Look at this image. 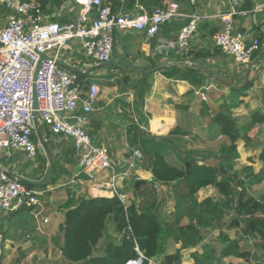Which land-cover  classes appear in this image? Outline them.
Masks as SVG:
<instances>
[{"label": "crops", "instance_id": "obj_1", "mask_svg": "<svg viewBox=\"0 0 264 264\" xmlns=\"http://www.w3.org/2000/svg\"><path fill=\"white\" fill-rule=\"evenodd\" d=\"M104 1L110 3L114 10L120 13H136L141 8L150 12L156 7L170 2H178L180 5V15L164 24L154 37L149 38L144 32L135 29L116 32L113 61L108 65L103 66L100 62L88 57L84 53L79 39L71 40L60 56L59 61L63 67L77 70V73L86 75L82 79L83 91L91 83H96L100 87L98 100L90 114L91 123L88 133L95 143L108 147L110 157L118 169L128 168L127 157L132 150L136 149L128 141V137L133 132L130 131L133 123H138L144 134L158 137H169L176 127L186 131L185 135H192L204 140L212 133L222 137L210 125L212 117L210 114L216 111L213 99L214 90L223 87L230 89L231 86L241 87V81H245L247 77L254 79L252 87L256 84L258 89L264 88V72L259 68L261 61L251 60L247 64L237 62L234 58L224 54L215 42V36L223 26L221 14L229 12L233 13L236 29L246 35L247 43L252 41L255 33L262 35L264 42V0H197L194 4L190 0ZM243 6L251 7L243 8ZM79 12L80 6L74 0H49L43 9L44 19L60 23L74 21ZM10 14L11 10L0 4L1 24L6 23ZM193 14L199 17L198 30L189 40L188 52H192L191 57L194 53H199L200 58H197L196 62L191 60L182 62L177 58L180 53L173 45L177 42L181 28L189 22L190 16ZM92 15L94 16L96 13L93 12ZM152 61H157L158 65L148 69L147 67ZM175 64H187L200 68L208 77L206 83L195 88L188 80L167 78L157 70L161 66ZM134 67H140L144 71H139ZM152 71L155 72L150 81L151 91L146 97L143 113L138 114L135 100L136 82L141 78V73ZM215 78H220L224 83L215 81ZM191 89H194L193 93H189ZM201 94H204L208 99L203 100ZM247 97L248 93L245 97L240 98L243 100L242 107L247 105ZM258 99L263 104L260 111L264 112V93ZM205 107L209 108L208 113H206ZM242 107L240 104L235 109L237 114H241ZM144 118L148 120L146 125L141 123V119ZM138 132L140 131L138 130ZM47 137L53 143L59 144L53 150L52 156L56 157L58 169L64 173L62 172L60 179L55 184L38 190L41 192L38 198L39 204L27 205L31 206L29 212H18L19 209L13 211L16 212L14 215L12 212H0V222H5L4 230L8 234V238L3 242L6 257L2 260V264H66L70 260L64 256L62 247H67L68 250L77 248L71 255L73 259H81L92 253H101L99 247L92 252L87 244L82 245L80 251L78 236L67 235L62 231V226L65 223V210L61 208V204L67 200L70 191L75 194L76 198L84 195L110 196L94 191L90 182L84 180L80 158L71 138L63 137L54 141L52 140L53 135ZM44 138L47 139L45 136ZM185 141L187 140L185 139ZM189 149L205 152V147L201 149L199 146L182 144V152ZM166 154L170 162L181 165L175 146L169 147ZM43 156V159L31 160L22 151H15L10 156L3 155L0 158V172L5 171L13 177L15 175L29 178L41 176L48 166L45 151ZM171 156L175 161L171 160ZM136 163V168L131 170L132 175L122 182L123 190L129 194L131 203L136 200L138 193L135 181L145 179V183H147L153 176L152 165L150 166L145 154ZM74 177L80 179L78 184L71 183ZM214 190V186L202 188L197 194L198 200L202 201L213 195ZM173 196L171 186H158V209L168 222L175 220ZM188 222L187 217L181 220V224ZM221 229L213 226L204 228L205 239L195 247L182 250L181 264H196L194 252L204 255L206 264H244L246 259L236 256L222 258L219 256V252H215V250L220 251L223 247L221 239L218 237ZM234 231L238 234L237 240L242 248L247 250L251 237L243 235L241 230ZM230 237L233 238L231 235ZM253 240L254 249L259 250L255 263L264 264V247L259 239ZM74 242L78 245L73 247ZM180 246L181 243L170 239L167 252L172 253ZM211 250L216 254H212ZM0 253H2L1 250ZM162 258V256H157L152 259L156 264H160Z\"/></svg>", "mask_w": 264, "mask_h": 264}, {"label": "trees", "instance_id": "obj_2", "mask_svg": "<svg viewBox=\"0 0 264 264\" xmlns=\"http://www.w3.org/2000/svg\"><path fill=\"white\" fill-rule=\"evenodd\" d=\"M49 0H39L42 9ZM251 6H243V8ZM263 43L262 48L255 52L252 59L255 62L261 61L259 68L264 72V42L262 35L255 33ZM185 52L178 55L182 62L191 60L196 62L200 58L199 53ZM157 61L147 67H157ZM167 78L188 80L195 88L202 86L207 81V75L195 66L182 64L161 66L157 69ZM154 72L141 73V78L136 82V112L143 113L146 97L150 94L151 83ZM86 75L78 73L79 82L82 83ZM215 81L224 83L220 78ZM244 82L242 80L241 84ZM254 79H250L241 87L231 86L230 90L234 94L236 102L232 106H224L215 112L210 118V125L216 129L220 136L227 138V142L219 146L216 162L210 163V154L198 149L181 150L185 144L184 135L186 131L176 127L168 137H158L144 134L138 123L131 125V135L128 137L132 147L140 148L147 156L150 166L153 165V176L151 180L138 188L136 200L127 209L118 197L97 196L85 199V195L75 197L73 192H69L67 200L61 204L65 210V223L62 231L67 235L78 236L80 241V251L82 245H88L92 252L95 248L101 249L100 254H91L81 259H73L71 255L74 250L62 247L64 256L69 258L66 264H126V262L138 256L133 240L126 238L125 230L130 224L137 243L141 251L147 258L162 256L160 264H181L182 250L195 247L205 239L204 228L213 226L221 229L218 237L221 239L223 247L220 257L236 256L248 259L249 251L242 248L237 239H232L228 234L231 230H241L243 235L253 239H259L264 247V188L258 196L249 193V188L255 184L264 182V150L261 151L260 159L263 162L260 171L255 172L252 166H244L242 175L235 170L236 160L240 154L237 150V143L243 140L245 145H249L252 137L249 131L256 125L264 123V112L255 110L251 113L250 122L246 128L240 129L237 120L231 109L242 104V97L247 95L248 90L253 86ZM191 89L189 93H193ZM209 108L205 107L206 113ZM204 113V112H203ZM142 124H147L146 118L141 119ZM138 130L140 132H138ZM41 131L45 136L48 149L53 153L58 143H53L48 139L51 136L49 126L42 125ZM33 139L38 141V135L34 134ZM53 140V139H52ZM175 146L178 150L181 165H175L167 158L166 151L169 147ZM43 159V154L38 157ZM55 162V176L45 186H34L23 183L28 190H41L51 184H55L64 171L58 169V161L53 156ZM44 166H46L44 164ZM31 176L39 179L43 176ZM246 176V177H245ZM168 185L172 187L174 193V222H168L158 209V186ZM207 186H216L218 196H209L202 201L197 198L198 192ZM31 210V206L24 203L18 212ZM16 212H12L14 215ZM187 217L189 222L181 224L182 218ZM5 222H0V233L8 238L4 230ZM170 239L181 243L180 248L172 253L167 252V245ZM119 242L118 244L116 242ZM72 244V243H71ZM74 246L78 243L74 242ZM79 251V252H80ZM4 246L2 249V260L5 259ZM212 254H216L211 250ZM196 264H206L204 255L193 253ZM218 256L216 255V258ZM213 259V258H212ZM145 264H148L145 261Z\"/></svg>", "mask_w": 264, "mask_h": 264}, {"label": "built area", "instance_id": "obj_3", "mask_svg": "<svg viewBox=\"0 0 264 264\" xmlns=\"http://www.w3.org/2000/svg\"><path fill=\"white\" fill-rule=\"evenodd\" d=\"M196 1L190 0L193 4ZM74 2L80 6L78 17L60 23L44 19L38 0H0V4L11 10L6 23H0V158L15 151L24 152L31 160L38 157L41 144L33 139L37 129L33 115V86L36 85L40 126H49L54 141L71 138L84 180L90 182L94 191L118 197L127 209L131 199L123 190L122 182L132 175L131 170L136 168L143 152L140 148L130 152L127 169L115 166L108 147L95 143L88 133L90 114L100 87L91 83L83 91L78 73L58 61L73 39L80 40L88 57L100 63L108 61L114 52L116 32L135 29L149 38L154 37L164 24L180 15V5L170 2L150 12L141 8L136 13H120L104 0ZM221 20L222 29L215 36L217 47L237 62L249 63L263 43L258 37L247 43L246 35L235 27L233 13L221 14ZM198 22L199 17L193 14L181 28L173 45L180 54L187 52ZM43 56L47 58L42 60ZM201 96L207 99L204 94ZM79 182L75 177L71 180L73 184ZM32 194L35 196L31 197ZM24 195L28 197L26 200L22 198ZM39 195L41 192L28 190L16 176L0 172V212H13L24 203L39 204ZM125 233L127 239L133 240L138 253L126 264H145V261L156 264L139 248L130 224Z\"/></svg>", "mask_w": 264, "mask_h": 264}, {"label": "rangeland", "instance_id": "obj_4", "mask_svg": "<svg viewBox=\"0 0 264 264\" xmlns=\"http://www.w3.org/2000/svg\"><path fill=\"white\" fill-rule=\"evenodd\" d=\"M248 80L250 79L247 77L245 81L241 84V86L245 85ZM217 90H214L215 96L213 97V99L215 100L214 102L216 108L215 112H217L220 108H224V106L227 107L232 106L233 105L232 103L236 102V100L234 99V94L231 92L230 89L223 87V88H218ZM247 93H248V97H247L248 102L247 105L244 107H242L243 104L242 102L241 114H237V112L235 111L236 108L231 109L233 115L235 113L237 114L236 116L235 115L234 116L237 120L238 127L243 130L242 131L243 133L245 132L244 129L246 128L248 122H250L251 113L257 109L260 110L261 107L263 106L262 102H260L258 98L261 96L262 93H264V88L258 89L255 84L254 87L250 88ZM261 111L263 112V110ZM213 114L211 113L210 115L212 116ZM202 119L204 118L202 117ZM202 122L205 121L202 120ZM248 133L252 137L249 145L247 144L245 145V142L242 140H239V142L237 143V150L240 156L236 160L235 170H237L242 175V177L246 175L242 171V168L244 166H252L254 171L258 172L261 170L263 165V162L260 159V154L261 151L264 150L262 149L264 147V125H256ZM184 137L187 140L185 142L186 145L188 144V145L199 146V148L201 149L202 147H205V152L210 154V158H209L210 162H216L219 146L227 142L226 137L224 136L218 137L216 134L213 133L210 134L208 137H205L206 138L205 140L202 138L193 137L192 135H185ZM40 150H41L40 153L44 154V150L42 148ZM171 160L175 161L173 156H171ZM214 188L215 190L213 192V195L211 196L216 197L219 195L218 188L216 186H214ZM263 188H264V182L260 184H255L249 188V193H251L254 196H258L259 193L263 190ZM228 234L231 235L234 239L238 238V234L234 230H231L230 233L228 232ZM253 244H254V240L253 238H251V242L248 244V249L246 250L249 251L250 256L247 260H245V262H243L244 264H257L255 263V261L257 260L256 257H258L257 253H259L258 252L259 250L258 251L255 250Z\"/></svg>", "mask_w": 264, "mask_h": 264}, {"label": "water", "instance_id": "obj_5", "mask_svg": "<svg viewBox=\"0 0 264 264\" xmlns=\"http://www.w3.org/2000/svg\"><path fill=\"white\" fill-rule=\"evenodd\" d=\"M95 16H97V15H95ZM46 58H47V56H43L42 60H44ZM112 61H113V57H111L108 61L102 62L101 65H103V66L108 65ZM58 62L61 64L60 61H58ZM134 68L139 70V71H144V69H142L140 67H134ZM75 71H77V70H75ZM38 108H39V101H38L37 89H36V85H34L33 86V115H34V118H35V121H36V124H37L36 134L38 135V141L41 144V148L45 151L46 157H47V160H48L47 169H46L44 175L41 178H39V179H32V178H29V177H26V176H23V175H15V176L17 177V179L19 181H21L23 183H27V184L34 185V186H45L55 176V162H54V158L52 156L51 151L47 147L46 140H45V138H44V136L42 134V131H41V126H40V123H39V111H38ZM151 172H153V165L151 166ZM145 182H146L145 179H137L135 181L136 189H138L139 186L142 183H145ZM32 196H35V195L32 194L31 197ZM22 198H23V200H26L28 197L26 195H24ZM90 198H91L90 195H86L85 196V199H90ZM4 239H5V236L1 234V239H0V250L1 251H2V247H3ZM118 243L119 242L117 241V244ZM0 264H2V253H0Z\"/></svg>", "mask_w": 264, "mask_h": 264}]
</instances>
